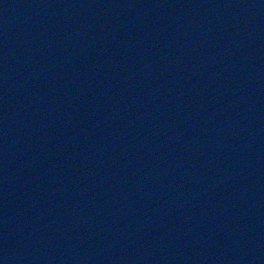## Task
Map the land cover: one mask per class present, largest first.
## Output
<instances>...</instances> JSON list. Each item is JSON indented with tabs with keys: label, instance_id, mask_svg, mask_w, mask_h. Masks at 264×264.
<instances>
[{
	"label": "water",
	"instance_id": "95a60500",
	"mask_svg": "<svg viewBox=\"0 0 264 264\" xmlns=\"http://www.w3.org/2000/svg\"><path fill=\"white\" fill-rule=\"evenodd\" d=\"M206 119H208L207 117H206ZM175 152V151H174ZM176 154L178 155V156H180V154H181V152H176ZM175 154V155H176ZM262 163L264 164V161H262ZM180 165V167H181V165H183V164H179ZM131 232V230L129 231V233Z\"/></svg>",
	"mask_w": 264,
	"mask_h": 264
}]
</instances>
